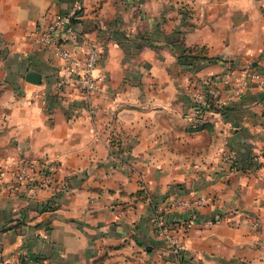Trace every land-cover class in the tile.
<instances>
[{
  "label": "crops",
  "instance_id": "1",
  "mask_svg": "<svg viewBox=\"0 0 264 264\" xmlns=\"http://www.w3.org/2000/svg\"><path fill=\"white\" fill-rule=\"evenodd\" d=\"M75 1L0 0V263L24 250L26 264H179L155 208L203 194L193 212H164L191 217L178 230L187 264H264V88L247 76L264 74V0H80L66 46L99 50L89 96L57 93L63 61L35 40ZM194 79L221 96L245 82L220 127L192 128ZM42 156L56 195L13 179L20 158Z\"/></svg>",
  "mask_w": 264,
  "mask_h": 264
},
{
  "label": "built area",
  "instance_id": "2",
  "mask_svg": "<svg viewBox=\"0 0 264 264\" xmlns=\"http://www.w3.org/2000/svg\"><path fill=\"white\" fill-rule=\"evenodd\" d=\"M82 11V2L77 0L65 11L53 14L48 20L40 23L36 28L35 40L44 48L51 49L53 53L63 61L64 73L58 77L57 93L64 94L68 87H73L79 93L89 96L98 88V81L93 70L97 65L100 55L98 48L89 40H84V52L82 56L77 55L69 49L66 44L71 41L75 33L74 21ZM247 76L253 84L259 88H264V74L253 67H250ZM190 98L191 105L187 109L186 116L191 125H198L203 122L211 124L212 127H220L223 119V110L228 106L229 98L238 96L246 86L245 82L234 86L227 96L211 94L208 90L209 81L191 80ZM89 113H93L94 108H88ZM108 142L110 149L115 150L116 145L112 144V136ZM222 159L231 163V154L227 150L222 151ZM57 165L54 159L48 156L39 158H20L13 170V179L19 185H34L37 187H49L54 189L55 174ZM64 187L54 189L52 194ZM207 201V196L203 194H193L190 196L173 197L163 206L155 208V230L162 237L173 251L182 252V243L178 235V230H185L191 223L190 219L183 221H169L165 218L164 212L189 210L193 212L196 208ZM257 219H253V225H257ZM27 253L23 250L19 253L15 264H26ZM179 264H181L178 261ZM1 264V263H0ZM240 264H249L241 260Z\"/></svg>",
  "mask_w": 264,
  "mask_h": 264
},
{
  "label": "trees",
  "instance_id": "3",
  "mask_svg": "<svg viewBox=\"0 0 264 264\" xmlns=\"http://www.w3.org/2000/svg\"><path fill=\"white\" fill-rule=\"evenodd\" d=\"M192 56H194V54H192ZM197 80H199V79H197ZM228 107V106H227ZM227 107L223 110V113H224V117L226 116V111H227ZM192 126V128L193 129H200V128H204V127H208V128H212V126H211V124H209V123H207V122H203V123H201V124H198V125H191ZM114 142V140L112 139V144H115L116 146H117V143L115 142V143H113ZM117 149H115V150H113L112 152H115L116 153V151L117 150H119V146L118 147H116ZM51 202H52V199H48V200H46L45 202H43L42 204H41V210H45V209H49V208H51L52 206H51ZM18 223H20V224H22V223H25V220H24V218H20V221H18ZM35 260H38V259H35ZM179 262L181 263V264H187V260L185 259V257H184V254L183 253H181L180 255H179Z\"/></svg>",
  "mask_w": 264,
  "mask_h": 264
},
{
  "label": "water",
  "instance_id": "4",
  "mask_svg": "<svg viewBox=\"0 0 264 264\" xmlns=\"http://www.w3.org/2000/svg\"><path fill=\"white\" fill-rule=\"evenodd\" d=\"M25 79L33 83H39L41 80V74L31 69V70L26 71Z\"/></svg>",
  "mask_w": 264,
  "mask_h": 264
}]
</instances>
